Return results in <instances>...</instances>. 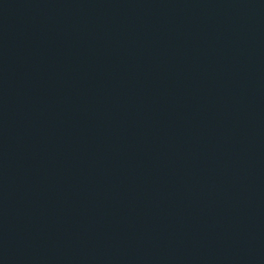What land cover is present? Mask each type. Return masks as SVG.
<instances>
[{
	"label": "water",
	"instance_id": "95a60500",
	"mask_svg": "<svg viewBox=\"0 0 264 264\" xmlns=\"http://www.w3.org/2000/svg\"><path fill=\"white\" fill-rule=\"evenodd\" d=\"M0 264H264V0H0Z\"/></svg>",
	"mask_w": 264,
	"mask_h": 264
}]
</instances>
